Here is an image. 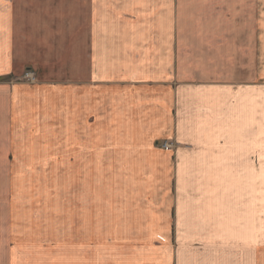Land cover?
<instances>
[{
  "label": "crops",
  "instance_id": "1",
  "mask_svg": "<svg viewBox=\"0 0 264 264\" xmlns=\"http://www.w3.org/2000/svg\"><path fill=\"white\" fill-rule=\"evenodd\" d=\"M184 2L0 0V164L65 145L97 178L100 219H114V177L145 197L134 233L97 240L175 242L153 264H264V70ZM27 70L36 83L16 82Z\"/></svg>",
  "mask_w": 264,
  "mask_h": 264
},
{
  "label": "rangeland",
  "instance_id": "2",
  "mask_svg": "<svg viewBox=\"0 0 264 264\" xmlns=\"http://www.w3.org/2000/svg\"><path fill=\"white\" fill-rule=\"evenodd\" d=\"M184 4L183 9L187 13L191 11L192 16L195 13L203 17L204 23L198 21L196 24H207L205 21L210 19L212 27L216 26L211 32L218 30L233 41L247 43L246 51L249 49L250 52H245L244 59L249 57L250 70L255 68L257 71L259 66L262 74L264 0H185ZM26 72L31 74L32 80L24 78ZM15 81L32 85L36 83V76L27 70ZM44 143L48 146H27L25 161H10L9 166L12 164V167L8 172L0 164V264H135L134 257L139 253L142 256L149 253L151 261L146 260V264H153L154 255L160 257L163 250L175 248V242L168 244L155 239L142 243L129 234L120 240L114 239L112 234L107 235L105 241L97 240L107 232L119 233L122 229L134 233L131 228L147 217L143 203L145 197L138 191L137 194L124 191L119 181L123 178L114 177L106 187L121 193L110 200L114 219L110 222L100 219L98 211L102 203L99 205L91 192L93 189L97 191L94 183L97 178L86 177L87 168L81 161H66L65 145L51 147L49 140ZM158 147L170 151L175 145L161 142ZM48 156L52 159L48 160ZM20 163L26 171H21ZM138 186L139 183L136 184ZM145 189L143 183L141 190ZM98 196L105 199L102 193L97 192ZM161 198L158 194V198L153 199L156 207L160 205ZM191 246L188 248L194 250ZM198 250L202 253V248L198 247ZM210 251L212 247H207V255ZM159 257L155 258L160 261ZM208 264L241 262L238 258L232 263L228 260L215 262L213 259Z\"/></svg>",
  "mask_w": 264,
  "mask_h": 264
},
{
  "label": "built area",
  "instance_id": "3",
  "mask_svg": "<svg viewBox=\"0 0 264 264\" xmlns=\"http://www.w3.org/2000/svg\"><path fill=\"white\" fill-rule=\"evenodd\" d=\"M31 77H32L31 74H29L28 72H26V73L24 74V78L27 79V80H32ZM164 148L167 149V147H166L165 144H164Z\"/></svg>",
  "mask_w": 264,
  "mask_h": 264
}]
</instances>
